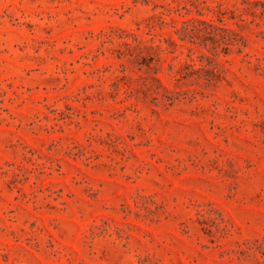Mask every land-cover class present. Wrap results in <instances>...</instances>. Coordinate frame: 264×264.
I'll use <instances>...</instances> for the list:
<instances>
[{
  "label": "rangeland",
  "instance_id": "rangeland-1",
  "mask_svg": "<svg viewBox=\"0 0 264 264\" xmlns=\"http://www.w3.org/2000/svg\"><path fill=\"white\" fill-rule=\"evenodd\" d=\"M0 264H264V0H0Z\"/></svg>",
  "mask_w": 264,
  "mask_h": 264
},
{
  "label": "trees",
  "instance_id": "trees-1",
  "mask_svg": "<svg viewBox=\"0 0 264 264\" xmlns=\"http://www.w3.org/2000/svg\"><path fill=\"white\" fill-rule=\"evenodd\" d=\"M218 31H225L228 34L229 39L232 40L231 35H235V30L218 25L214 20H207L201 18H190L182 22V27L177 29V32H183L184 35L181 38H187L188 36L194 37L202 34L204 36H214L215 39ZM182 34V33H181ZM189 67H194L193 64H188ZM199 70V69H198Z\"/></svg>",
  "mask_w": 264,
  "mask_h": 264
}]
</instances>
